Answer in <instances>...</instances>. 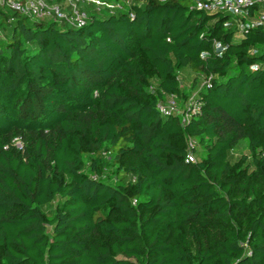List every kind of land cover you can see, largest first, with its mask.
<instances>
[{"label":"trees","instance_id":"16d2710c","mask_svg":"<svg viewBox=\"0 0 264 264\" xmlns=\"http://www.w3.org/2000/svg\"><path fill=\"white\" fill-rule=\"evenodd\" d=\"M106 1L81 27L0 2V264H264V26L238 27L264 3Z\"/></svg>","mask_w":264,"mask_h":264},{"label":"built area","instance_id":"2783aa9c","mask_svg":"<svg viewBox=\"0 0 264 264\" xmlns=\"http://www.w3.org/2000/svg\"><path fill=\"white\" fill-rule=\"evenodd\" d=\"M166 1V0H164ZM194 7L207 12H225L235 17H242L247 14L248 7L255 2L264 3V0H194ZM9 8L31 16L35 19H52L54 21H65L72 26H84L89 19V12L85 6H94L96 9H107L114 12L119 9H124L125 5L121 2L112 3L106 0H61L54 2L52 0H0ZM134 17V14H131ZM256 24L249 25L247 23H239L240 30L249 26H264V11L256 14ZM249 20V18H248ZM211 79L204 80V83ZM159 109L164 115H179L181 123L185 125L188 121L200 111L201 103L193 94L184 106H180L176 95L168 96L159 104ZM190 145L194 142L190 140ZM188 160L194 161L192 154L188 155Z\"/></svg>","mask_w":264,"mask_h":264},{"label":"rangeland","instance_id":"374dc122","mask_svg":"<svg viewBox=\"0 0 264 264\" xmlns=\"http://www.w3.org/2000/svg\"><path fill=\"white\" fill-rule=\"evenodd\" d=\"M122 1L125 2V4H127V5H131V4H135V3H140V4L144 3V0H122ZM262 11H264V8ZM256 17L257 16L250 17L248 20V24L249 25H255L256 21H257ZM238 27H240L239 24H238ZM181 78H182L184 85L187 87V89H189L191 87L192 80L194 78V74L191 71L186 70V71L182 72ZM248 153H249V150H248L247 142L242 141V142H240L239 147L231 152V160L236 161L240 158L241 155L248 154ZM107 171H108L107 174H110V175L113 174L110 170H107ZM112 177H113V175H112ZM55 208H56L55 205H52V206L45 208V210L48 212L49 217L52 216L51 212H54Z\"/></svg>","mask_w":264,"mask_h":264},{"label":"crops","instance_id":"0c3cea01","mask_svg":"<svg viewBox=\"0 0 264 264\" xmlns=\"http://www.w3.org/2000/svg\"><path fill=\"white\" fill-rule=\"evenodd\" d=\"M52 1H54V2H60L61 0H52Z\"/></svg>","mask_w":264,"mask_h":264}]
</instances>
